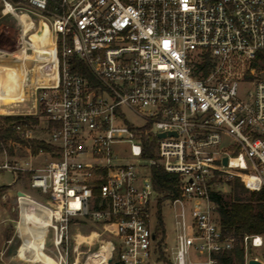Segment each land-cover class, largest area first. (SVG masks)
I'll return each mask as SVG.
<instances>
[{"label":"built area","instance_id":"built-area-1","mask_svg":"<svg viewBox=\"0 0 264 264\" xmlns=\"http://www.w3.org/2000/svg\"><path fill=\"white\" fill-rule=\"evenodd\" d=\"M0 1L31 21L19 24L17 52L31 63L34 117L41 111L53 147L40 150L50 158L41 168L6 162L0 171L30 173V188L46 196L35 201L51 214L45 249L55 264H87L101 251L105 264H165L153 166L180 179V196L165 202L175 216L172 264H217L213 255L233 250L211 193L236 178L264 191V0ZM43 29L45 48L33 38ZM43 66L51 85H41ZM145 127L157 138L153 159L143 157ZM85 227L96 231L84 236ZM243 247L245 264H264L250 252L263 236ZM192 252L204 257L193 262Z\"/></svg>","mask_w":264,"mask_h":264},{"label":"rangeland","instance_id":"rangeland-1","mask_svg":"<svg viewBox=\"0 0 264 264\" xmlns=\"http://www.w3.org/2000/svg\"><path fill=\"white\" fill-rule=\"evenodd\" d=\"M4 6L0 1V52L13 54L18 51L20 47V25L15 17H13L10 14H4ZM35 18V17H34ZM26 19V25L29 29L30 26H32L31 21L27 16H25ZM9 60L4 64V67H13L15 63L13 61ZM1 64V63H0ZM6 65V66H5ZM3 66V65H2ZM6 67V68H7ZM2 68H0L1 73ZM3 76V75H2ZM26 96H30L29 94H26ZM27 98V97H26ZM33 100V96L29 99V105L19 107H12L8 109L7 107H3V105L0 106V127L2 124H4V118L7 116H15V114H29L31 113V103ZM20 101H16L11 103L8 106H14V104H18ZM1 110H4V112H1ZM12 111V114H6L7 112ZM126 115L128 118V121L135 125L144 127L147 125V121L143 119L142 117H139L135 115L134 113L125 110ZM43 115L41 114V111H38V125H33L32 127V135L33 137H37L40 140H47L49 137V131L47 122L44 121ZM10 148L13 149V155H10L9 152H4L0 154V165L8 162L10 165H13L15 162L19 164L25 165L28 163L27 167H33V161L30 160L28 157V154L26 152V147L15 144V143H9L8 144ZM127 146H121L120 148L115 147V150L118 152L119 150L127 149ZM48 158L42 157L38 161L39 165H45L47 163ZM36 166H38L36 164ZM15 183V184H14ZM30 175H18V179L16 180V177L7 171H0V188L6 187V191L3 192L2 198L0 199V220L3 219V221H0V264H32L23 262L18 258V251L21 245V239L18 234V223L20 221L21 217V209L19 204V197H18V190L20 192L24 193L27 198V195H30L32 200H36L38 202H43L47 198L44 196L41 191L34 190L30 188ZM25 191V192H24ZM216 193L223 195L225 199L228 200V196L230 194V187L229 186H223L221 188H217L214 190ZM161 216L163 218L164 223V229L165 234L167 236V244H166V256L168 259V264H172V252L176 245V229H175V216L171 209H169L166 204H162L161 207ZM158 220V219H157ZM153 224H155V220L153 221ZM82 231V234L84 236L90 235L92 231H96L94 228L91 227H85L80 228ZM76 230L73 229V233L75 234ZM264 238V236H263ZM83 239H78V242H82ZM90 241V240H89ZM50 246V245H49ZM97 249L96 247H91V254L95 253ZM81 251L86 252L87 247H82ZM252 256H257L259 259L264 261V247L261 249H251L250 250ZM84 260L86 259V256H83ZM204 257L203 254H195L192 252L191 259L193 262H199L201 258ZM83 260V262H84ZM43 264V263H38Z\"/></svg>","mask_w":264,"mask_h":264},{"label":"trees","instance_id":"trees-1","mask_svg":"<svg viewBox=\"0 0 264 264\" xmlns=\"http://www.w3.org/2000/svg\"><path fill=\"white\" fill-rule=\"evenodd\" d=\"M74 71L88 78L92 83L93 79L89 70L83 66L76 58H72ZM38 120L29 116H7L4 124L0 127V154L9 152L13 155V149L9 143L20 144L31 150L33 156H37L40 150L51 152L53 147L44 140L25 139L21 136V131L31 130L33 125H38ZM145 127L138 131L142 145L143 157L145 159L155 158V148L157 138L153 134H146ZM30 176L31 174L28 173ZM151 177L155 192L158 194L159 212L157 214L158 228L156 238L162 234L165 237L163 218L161 216V205L165 202H173L180 196V179L178 175L166 172L160 166L151 168ZM230 194L228 200L221 194L211 193V199L217 205V213L220 225L226 236L236 239L233 250L222 254L213 255L217 264H245V250L243 241L246 236H264V191L251 192L245 188L240 179L236 178L229 183ZM6 187L0 188V199ZM165 264L168 260L163 257Z\"/></svg>","mask_w":264,"mask_h":264},{"label":"bare ground","instance_id":"bare-ground-1","mask_svg":"<svg viewBox=\"0 0 264 264\" xmlns=\"http://www.w3.org/2000/svg\"><path fill=\"white\" fill-rule=\"evenodd\" d=\"M4 14H12V16L15 17L19 22V24L24 26L25 30L28 29L25 16L19 14L17 11H14L13 8H6L4 10ZM44 30L45 29H43V32H40L37 35L39 38H37L36 36H34L33 38L36 43L40 42V44H42V46L45 48L46 46H48V33ZM13 54H20L22 56L20 57V59H28L24 51L15 52ZM0 58L3 59V56H0ZM46 59H48V62L51 61L49 60V56H46ZM50 69V67L46 68L45 66H43L42 68L41 85L43 86L52 84L51 82L46 83V80H44L48 74L49 78H51V76L52 78L55 77L54 75L50 76ZM25 80L26 74H22L20 82L24 83ZM15 86L16 85H14V87ZM14 94L17 97H22L23 91L19 92L15 87ZM19 204L21 209V217L18 223V234L21 239V245L18 251V258L22 261L32 264H55V259L47 254L45 249L48 227L51 219L50 212L36 201L24 196L20 197ZM94 237L95 236L93 234L91 237H88L85 240L89 241ZM105 255L106 254L102 251L95 253L90 257L87 264H105Z\"/></svg>","mask_w":264,"mask_h":264},{"label":"crops","instance_id":"crops-1","mask_svg":"<svg viewBox=\"0 0 264 264\" xmlns=\"http://www.w3.org/2000/svg\"><path fill=\"white\" fill-rule=\"evenodd\" d=\"M0 56H3V59H4L3 60V59L0 58V63H1L0 64V68H2V70H3L0 73V104L3 105V107L4 106L7 107L8 109H10L12 107H19V108H21L22 106L29 105V99H30V97L33 96V90H32L33 89L32 88L33 85L31 84V80L33 78V75H32V72H31V63L28 62V61H24L25 59L24 60L22 58L20 59V57H17L18 56L17 54H8V53L0 52ZM9 60L11 62L13 61V63H15V65L13 67H9V68L6 65L5 66L7 68L4 67V64H2V63H6ZM22 74H26V80H25L24 83L23 82H20V79H21ZM27 79H29L28 80V84H27ZM14 85H16L15 87L17 88V91H19V92L23 91V96L22 97L21 96H18L17 97L14 94V91H15ZM26 94H29L30 96L28 97V96H26ZM16 101H20V102L18 104H14V106H8L11 103L16 102ZM22 101H24V102H22ZM1 112H4V110H1ZM36 112H37L36 111V107H35L34 102L32 100V103H31V113H29V114H23V113L22 114H15V116H23V117L29 116L31 118L37 119V117H34V114ZM6 114L11 115L12 114V111L7 112ZM34 138L35 139H39L37 137H34ZM26 152H27L28 157L30 158V160L33 161V165H34L33 168H41V167H43V165H39L38 164V161L42 157H47L48 160H50V158H49L48 155H37V156H33L31 154V150L28 149V148H26ZM26 164H28V163H26ZM36 164L38 166H36ZM25 174H28V173H20L19 175H25ZM18 192H20V190H18ZM0 221H3V219L0 220Z\"/></svg>","mask_w":264,"mask_h":264},{"label":"water","instance_id":"water-1","mask_svg":"<svg viewBox=\"0 0 264 264\" xmlns=\"http://www.w3.org/2000/svg\"><path fill=\"white\" fill-rule=\"evenodd\" d=\"M46 29H47V27H46ZM166 136H167L166 134H159L157 137H158L159 139H163V138H165ZM224 164L227 165V159L224 160ZM18 196H19V197H21V196H25V194L22 193V192H18ZM109 264H112V261H111V260L109 261ZM115 264H119V263L116 262ZM248 264H262V263L253 259V260H250Z\"/></svg>","mask_w":264,"mask_h":264}]
</instances>
